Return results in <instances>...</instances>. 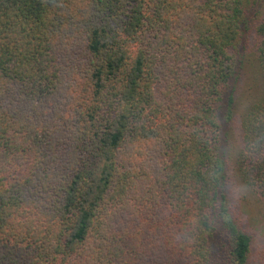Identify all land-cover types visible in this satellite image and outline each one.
Listing matches in <instances>:
<instances>
[{"label":"trees","instance_id":"obj_1","mask_svg":"<svg viewBox=\"0 0 264 264\" xmlns=\"http://www.w3.org/2000/svg\"><path fill=\"white\" fill-rule=\"evenodd\" d=\"M230 169L264 202V0H0V264H249Z\"/></svg>","mask_w":264,"mask_h":264},{"label":"rangeland","instance_id":"obj_2","mask_svg":"<svg viewBox=\"0 0 264 264\" xmlns=\"http://www.w3.org/2000/svg\"><path fill=\"white\" fill-rule=\"evenodd\" d=\"M249 45H252L251 40ZM261 88L262 80L259 63L255 52H249L245 57V65L237 88L233 119L229 123L230 126H227L230 132V152L233 161L239 149L242 120L250 105L261 95ZM229 186L240 187L243 194L234 197L232 192L229 191ZM229 186V202L242 220L245 229L253 238L249 264H264V202L253 197L231 169Z\"/></svg>","mask_w":264,"mask_h":264},{"label":"clouds","instance_id":"obj_3","mask_svg":"<svg viewBox=\"0 0 264 264\" xmlns=\"http://www.w3.org/2000/svg\"><path fill=\"white\" fill-rule=\"evenodd\" d=\"M211 179L215 180V176L213 175ZM229 191L232 192V195L234 197H238L239 195H242V189L238 186H229ZM204 219L209 220V222H212V218L209 217L207 214H205ZM201 223V218L199 216H193L190 217L187 221V224L190 226L188 229V232L182 233L180 236H173V238L181 243V245L184 244H190L192 242V237L188 234L192 228L199 227Z\"/></svg>","mask_w":264,"mask_h":264}]
</instances>
